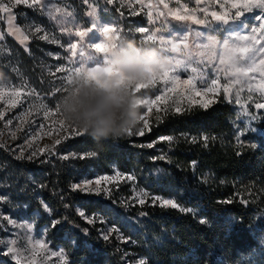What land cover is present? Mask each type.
<instances>
[{"label": "rangeland", "instance_id": "obj_1", "mask_svg": "<svg viewBox=\"0 0 264 264\" xmlns=\"http://www.w3.org/2000/svg\"><path fill=\"white\" fill-rule=\"evenodd\" d=\"M232 2L112 0L110 3L109 0H40L39 4L29 7L23 3L15 4V0H0V6L12 9L11 13H5L0 7V34L3 37L0 39V113H3L0 118V197L4 198L0 200V249L4 250V254H0V264H69L67 251L62 246H51L47 238V232L53 228L52 222L57 219L52 217L50 206L41 196V179L45 172L24 169L19 164L23 161H38L45 167H53L54 164L61 166L70 175L68 182L72 189L75 184L90 182L87 187L91 191L77 190L94 198L109 199L113 204L125 208L161 206V200L172 199L180 205L177 210L191 209L187 212L194 215L199 213L197 206L179 202L174 193L152 192L141 185L133 170L122 172L114 162L108 165V170L104 167L97 169L93 164L94 155L80 158L84 153L93 151H77L71 147L70 142L77 136L63 118L61 101L68 93L69 81L76 75V68L87 70L105 66L107 55L96 52L91 44L105 42L103 28L108 27L114 29L108 34L115 37L112 43L118 45L121 42H132L126 40L125 35L129 33L137 39V42H133L136 46L155 48L168 62L167 78L158 74L153 84L135 92L142 101L148 103H142L140 107V117L144 119L131 130V135H127L138 138L142 136L137 134L141 129L143 135L148 133L150 126L166 113L177 114L195 107L204 109L205 104L209 106L221 99L234 108L238 134L254 132L264 136L259 127L264 121V109L255 107L256 103H264V94L258 90H249V85L256 88L259 84L260 74L249 73V76H255L256 79L246 78L242 84H233V77L227 74V66L219 63L225 41L239 44L241 41L237 37L255 35L260 43H251L257 49L264 45V29L257 33L251 31L261 23L256 17H264V8H253L236 17L237 9L232 8ZM212 13L224 17L227 23L224 19H215ZM177 15L187 19L178 20ZM12 26L28 36L24 43H21L23 36L19 33L9 34ZM141 27L147 31H137ZM36 28L42 31L36 32ZM77 31H85L87 35L81 39L76 36ZM93 33L100 39H95ZM45 35L47 39L40 38ZM148 35H154L156 39L148 41ZM73 43L77 45L75 56L70 48ZM172 44L181 45V51H172ZM81 52L84 53L83 57ZM261 58H264V53H257L255 62L258 64ZM177 60L181 64L173 69L171 66ZM184 65L187 66L186 70ZM58 68L63 71H57ZM185 80L190 83H183ZM213 80L217 81L215 85ZM18 90L20 94L16 95ZM157 96L160 100L152 104ZM60 120H64V126H61ZM145 120L147 127L144 125ZM162 138L145 142L143 146L160 150V145L154 142ZM57 139L61 141L59 144L55 143ZM244 143L248 145L247 140ZM33 152L36 155L33 156ZM69 153L76 155L64 159ZM53 157L57 163L52 162ZM97 189L99 195L96 194ZM157 197L159 199L154 203ZM30 199L37 201L50 216L47 224L37 226L40 214L37 210H28ZM141 199L145 201L143 204L138 202ZM77 211L79 214L84 213L81 216L85 221L95 222L101 237L108 235L123 243L128 242L123 230L111 220L108 213L89 214L81 207H77ZM4 217L14 223H9ZM12 241H15L14 245ZM37 241L43 242L45 248L36 247ZM9 246H14L20 255L16 257L15 253L7 254ZM126 253L130 254L129 264L145 261V256L136 251L128 250ZM59 254L63 255V261Z\"/></svg>", "mask_w": 264, "mask_h": 264}, {"label": "trees", "instance_id": "obj_2", "mask_svg": "<svg viewBox=\"0 0 264 264\" xmlns=\"http://www.w3.org/2000/svg\"><path fill=\"white\" fill-rule=\"evenodd\" d=\"M233 109L219 99L204 109L166 113L138 138L126 135L102 147L88 135L70 142L74 150L95 152V168L108 170L114 162L122 172L133 170L152 192L174 193L179 202L197 206L195 215L159 205L125 208L72 189L61 166L19 163L45 172L41 196L60 221L47 232L50 245L62 246L69 264H129L128 250L143 254L145 264H264V136L238 134ZM259 127L264 132V121ZM166 136L172 139L154 142L160 150L143 146ZM28 202V210L40 214L37 226L47 224L50 216L40 204ZM77 207L108 213L128 242L105 240Z\"/></svg>", "mask_w": 264, "mask_h": 264}, {"label": "snow or ice", "instance_id": "obj_3", "mask_svg": "<svg viewBox=\"0 0 264 264\" xmlns=\"http://www.w3.org/2000/svg\"><path fill=\"white\" fill-rule=\"evenodd\" d=\"M85 2H87V0H85ZM109 2L111 3L112 0H109ZM161 2H163V0H161ZM23 3L29 7H32L36 4L40 3V0H15V4H20ZM232 8L237 9V11L235 12V16L239 17L241 15H243L244 11H251L253 8H264V0H233L232 2ZM2 7V10L5 13H11L12 9L11 7L8 6H0ZM165 8L168 7L167 4L164 5ZM213 17L217 20H221L224 19V22L227 23V20L222 17V16H218L216 15V13H212ZM14 19V17H13ZM176 19L178 20H184L187 19V17L185 16H181V15H177ZM257 20H260L261 23L257 26V27H253L251 29L252 33H257L260 32L262 29H264V17L261 16H257L256 17ZM199 22V21H197ZM11 23V22H10ZM93 28H96V25H93ZM36 32H40L42 31V29L40 28H36L35 30ZM88 31H92V29H89ZM114 29L108 28V27H104L103 28V33H104V37H105V42L103 43H92L91 47H93L95 49L96 52L98 53H104L107 55L110 47H115L116 44L112 43V40L115 39V37H110L108 34L110 32H113ZM137 31L144 33L147 30L143 27L137 29ZM17 33H19L21 36H23V39L21 40V43H24V41H26L28 39V36L24 35L23 32L15 27L12 26L9 34L11 35H16ZM87 35V32L85 31H77L76 32V36L80 37L81 39H83L85 36ZM93 37L95 39H100V37L96 36L95 33H93ZM2 34H0V39H2ZM42 39H47V36H42L40 37ZM148 41H154L156 38L154 35H148L146 38ZM237 39L239 41H241V43L239 44H230L228 41H225L223 47H224V53L223 55H221L220 59H219V63L221 65H225L227 66L228 72L227 74L230 75L231 77H233V80L231 81V83L233 84H242L245 79L247 78L248 80H255L256 77L255 76H249V73H259L260 74V82L259 84L256 86V88H253L251 85H249V90L250 91H260L262 94H264V58H261L259 60V63L257 64L255 62L256 60V55L257 53H264V45H261L258 49L256 48L255 44H259L260 41L257 39V37L255 35H244V36H239L237 37ZM252 41H255V44L251 43ZM214 43V42H212ZM185 48H187V45H184ZM205 47H208L207 45ZM70 48L72 50V54L73 56L76 55V48L77 45L75 43L70 45ZM171 50L172 51H176L179 52L181 51V45L179 44H172L171 46ZM80 55L83 57L84 53L81 52ZM245 61H248V63H244ZM104 67H95V68H89L87 70L83 69V68H76L75 72L76 74H83L85 79L87 81H91L96 83L98 86H106L109 83H113L116 86H125V87H130L132 89L133 92H137L139 91L141 88H147L149 87V85L153 84L156 79H157V75L158 74H162L163 78H167L169 76V71L168 69H163L162 71H160L159 73H153L149 70V75L147 77V79L144 82H140V83H135L133 84V81L131 80V78L126 77L123 73H121L118 69L114 68L113 66H111L108 62V59L106 58L104 60ZM181 64V61L177 60L176 63L174 65H172L171 67L173 69H176L179 65ZM185 70L187 68L186 65H184ZM57 71H63V69H57ZM70 82V81H69ZM183 83L185 84H189L190 81L189 80H185ZM213 85H215L217 83L216 80L212 81ZM225 91H228V86H225ZM16 95H19L20 92L19 90L16 91L15 93ZM160 97L157 96L155 100H153L151 103L155 104L156 101H159ZM142 103L147 104L148 101H142ZM14 106V105H13ZM208 105L205 104L204 107H207ZM255 107L257 109H264V103H256ZM149 111H151V108L149 107ZM45 115L47 116L48 113H45ZM3 113H0V118H2ZM143 116L140 117V120H143ZM10 123V121H9ZM59 123L61 124V126H64V120H60ZM144 125L145 127H147V121H144ZM68 127L72 128V132L75 136L77 137H85L87 135V133L85 131H83L82 129H78L74 126L68 125ZM129 135L132 134L131 130L128 133ZM139 135H143V129L140 130L139 133H137ZM13 138L14 134H13ZM162 139H168L171 140V137H164ZM61 141L60 139H57L55 141L56 144H59ZM149 147H151V145H149ZM44 149H41V151H43ZM32 155H36L35 152L32 153ZM75 153H69L68 155H65L63 158L64 159H69L70 156H75ZM91 155H95V152H88V153H84L83 155L80 156V158H84V156H91ZM90 182H84V184H75L73 185V189L74 190H82V191H91V189H89L87 187V184ZM96 194L99 195L100 192L97 189L96 190ZM142 195H147V193H142ZM4 199L3 197H0V200ZM159 198H154L153 202L155 203L156 200H158ZM139 203L143 204L145 201L143 199L138 201ZM246 203V201H245ZM160 205L162 207H172V208H179L180 205H178L174 200L172 199H164L160 201ZM181 211H192L191 209H183L181 208ZM80 215H84L83 212L80 213ZM4 219H8L7 217H4ZM9 223H14L11 219H8ZM89 223H92L91 220L88 221ZM204 222V221H201ZM60 221L59 220H54L51 224V227H55L57 224H59ZM115 230V229H113ZM109 238L108 235L104 236V239L107 240ZM12 245L15 244V241L11 242ZM36 247L40 248V249H44L45 248V244L43 242L37 241L35 244ZM7 254H13L15 253V256L18 257L20 255V253L15 249L14 246H9L6 249ZM0 254H4V250L0 249ZM60 255V259L63 261L64 257L62 254ZM139 264H145L144 260H140Z\"/></svg>", "mask_w": 264, "mask_h": 264}, {"label": "clouds", "instance_id": "obj_4", "mask_svg": "<svg viewBox=\"0 0 264 264\" xmlns=\"http://www.w3.org/2000/svg\"><path fill=\"white\" fill-rule=\"evenodd\" d=\"M107 59L133 84L144 82L149 70L159 73L167 67V60L151 47H138L133 42H121L110 47ZM68 93L61 101L64 120L82 129L102 147L108 140L126 136L140 122L141 98L130 87L109 83L98 86L76 74L70 80Z\"/></svg>", "mask_w": 264, "mask_h": 264}]
</instances>
